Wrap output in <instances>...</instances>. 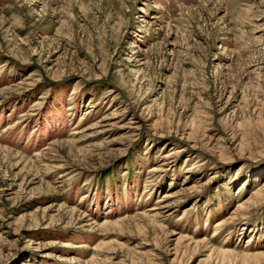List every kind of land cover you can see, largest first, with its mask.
<instances>
[{"label": "rangeland", "instance_id": "obj_1", "mask_svg": "<svg viewBox=\"0 0 264 264\" xmlns=\"http://www.w3.org/2000/svg\"><path fill=\"white\" fill-rule=\"evenodd\" d=\"M0 264H264V0H0Z\"/></svg>", "mask_w": 264, "mask_h": 264}]
</instances>
